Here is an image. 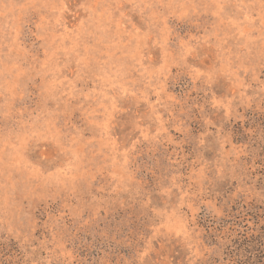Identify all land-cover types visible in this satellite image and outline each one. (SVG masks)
<instances>
[{
    "label": "rangeland",
    "instance_id": "374dc122",
    "mask_svg": "<svg viewBox=\"0 0 264 264\" xmlns=\"http://www.w3.org/2000/svg\"><path fill=\"white\" fill-rule=\"evenodd\" d=\"M264 224V0H0V264H236Z\"/></svg>",
    "mask_w": 264,
    "mask_h": 264
},
{
    "label": "trees",
    "instance_id": "16d2710c",
    "mask_svg": "<svg viewBox=\"0 0 264 264\" xmlns=\"http://www.w3.org/2000/svg\"><path fill=\"white\" fill-rule=\"evenodd\" d=\"M258 232L236 239V254L240 259L236 264H264V224Z\"/></svg>",
    "mask_w": 264,
    "mask_h": 264
}]
</instances>
